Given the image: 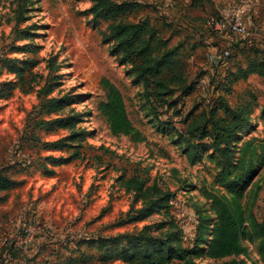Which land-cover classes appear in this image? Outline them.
Here are the masks:
<instances>
[{
	"label": "rangeland",
	"instance_id": "1",
	"mask_svg": "<svg viewBox=\"0 0 264 264\" xmlns=\"http://www.w3.org/2000/svg\"><path fill=\"white\" fill-rule=\"evenodd\" d=\"M115 1L134 2L129 20L147 19L167 48L176 47L179 52L186 80L169 87L162 100L146 96L143 84L128 72L130 65L120 64L111 55L112 45L102 37L107 23L86 13L88 0H0V87L16 80L2 67V59L38 61L32 68L34 80L20 83L0 97V170L18 182L0 191V245L7 236L11 246L0 249V264H129L121 260L103 263L96 258L94 247L82 243L137 232L144 224L169 220L158 212L120 225L143 204L133 192L124 189L121 176L146 170L160 186L172 192L169 212L187 247L193 245L201 216L212 217L202 188L225 193L213 183L214 163L207 155L212 150L207 149L199 162L190 164L177 132H184L189 112L205 108L224 93L219 85L229 72L245 68L250 59H264V0H247L245 36L218 34L204 25L208 16L220 15L240 0ZM28 26L35 32L33 40L23 38L20 32ZM31 41L39 45L35 52L13 51L11 47ZM49 58L53 65L47 68ZM54 74L61 75L55 78ZM52 78L59 85L43 96L39 88L49 87ZM102 78L120 90L128 117L145 136L144 141L111 134L97 108L105 98ZM232 88L234 94L249 91L256 96L257 108L252 114L255 128L245 138H256L264 144L263 76L248 74L234 82ZM66 93L79 97L61 115L72 110L80 113L79 126L88 134L82 142L80 158L52 165L47 156L68 158L72 149L48 150L42 144L63 138L70 131L39 128L37 122L54 116L41 110L46 98ZM235 202L247 218L249 213L261 218L264 165L257 168ZM36 226L49 228L52 235L42 238ZM23 228L32 232L31 242L15 245ZM240 242L246 249L244 253L196 259L201 264L232 260L263 264L258 239L249 238L245 231ZM81 253L94 257L87 262L76 261Z\"/></svg>",
	"mask_w": 264,
	"mask_h": 264
},
{
	"label": "trees",
	"instance_id": "2",
	"mask_svg": "<svg viewBox=\"0 0 264 264\" xmlns=\"http://www.w3.org/2000/svg\"><path fill=\"white\" fill-rule=\"evenodd\" d=\"M88 1L90 5L86 13L91 14L95 20L107 23V31L102 37L104 42L111 43V55L120 64L130 65L128 72L135 81L143 84L146 96L162 100L169 87L185 82L182 60L178 57L177 48H167L147 19L129 20V14L135 8L134 2ZM20 32L25 39L33 40L35 35L32 26ZM11 47L13 51L35 52L39 45L31 41L22 46L11 44ZM37 64L38 61L34 58L20 61L16 58L2 59V67L12 73L16 80L0 87V97H5L16 85L34 80L32 68ZM52 65V59H47L46 67L50 68ZM253 73L264 78L263 58L250 59L245 68L229 72L219 85L224 93L218 94L205 108L189 112L184 119V132H177V136L183 139L182 151L190 164L199 162L207 149L212 150L207 155L214 163L213 183L225 192L216 188H202L203 196L209 201L212 217L201 216L193 245H183L181 230L169 212L172 192L160 186L145 170L139 174L120 177L124 189L143 200L142 206L122 220L120 225L144 220L158 212L168 216L169 220L144 224L137 232L83 241L82 243L96 249L95 256L98 260L103 263L121 260L129 264H201L197 257L222 258L244 253L246 249L240 242V235L247 231L249 238L259 240V256L264 264V210L260 219L251 213L247 218L235 202L236 198L242 196L257 168L264 165V144L256 138H245L252 128H255L252 114L257 108V98L249 91L234 94L232 88L234 82ZM25 74H28V78ZM54 75L59 78L61 74ZM55 78H52L53 82L49 87L39 88V91L43 90V96H48L59 85ZM100 84L106 92L105 98L98 102L97 108L105 117L111 134L126 135L134 141H144L145 136L128 117L120 90L107 78H102ZM231 96L232 99L228 98ZM78 97V94L68 93L48 97L41 106L45 115L54 116L39 120V128L60 127L70 131L69 135L63 138L42 144L48 150H61L64 147L72 149L68 158L47 156L52 165L81 156L80 148L88 134V130L79 126L81 114L72 110L66 115H61ZM261 112L264 114V103ZM17 183L0 170V191L9 190ZM257 189L259 190L260 186ZM9 243L0 245V249L6 246L11 248ZM93 257L91 254L81 253L76 261L87 262ZM223 264L244 262L232 260Z\"/></svg>",
	"mask_w": 264,
	"mask_h": 264
},
{
	"label": "built area",
	"instance_id": "3",
	"mask_svg": "<svg viewBox=\"0 0 264 264\" xmlns=\"http://www.w3.org/2000/svg\"><path fill=\"white\" fill-rule=\"evenodd\" d=\"M247 0H240V3L232 5L227 11L220 15L208 16L204 25L207 29L218 34H233L245 36L247 34L246 18L248 14ZM35 230L41 234L42 238H48L52 235L49 228L36 226ZM32 232L29 228H23L22 235L14 240L15 245H27L31 242ZM8 237L5 236L1 245L8 243Z\"/></svg>",
	"mask_w": 264,
	"mask_h": 264
}]
</instances>
